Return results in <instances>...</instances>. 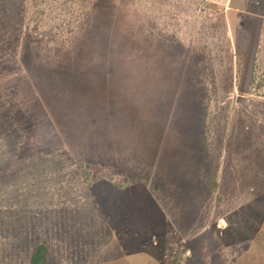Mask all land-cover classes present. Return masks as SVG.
<instances>
[{
  "label": "rangeland",
  "instance_id": "374dc122",
  "mask_svg": "<svg viewBox=\"0 0 264 264\" xmlns=\"http://www.w3.org/2000/svg\"><path fill=\"white\" fill-rule=\"evenodd\" d=\"M43 243L264 264V0H0V264Z\"/></svg>",
  "mask_w": 264,
  "mask_h": 264
},
{
  "label": "trees",
  "instance_id": "16d2710c",
  "mask_svg": "<svg viewBox=\"0 0 264 264\" xmlns=\"http://www.w3.org/2000/svg\"><path fill=\"white\" fill-rule=\"evenodd\" d=\"M207 186L210 188L212 192H216L217 182L214 179V177L209 178V180L207 181ZM48 257H49L48 246L45 243L37 245L32 250L30 264H47Z\"/></svg>",
  "mask_w": 264,
  "mask_h": 264
}]
</instances>
